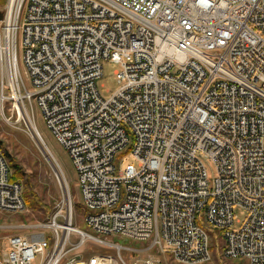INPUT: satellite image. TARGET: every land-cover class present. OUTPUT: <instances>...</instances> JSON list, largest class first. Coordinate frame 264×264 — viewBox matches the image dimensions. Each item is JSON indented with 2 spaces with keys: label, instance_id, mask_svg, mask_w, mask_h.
I'll use <instances>...</instances> for the list:
<instances>
[{
  "label": "built area",
  "instance_id": "obj_1",
  "mask_svg": "<svg viewBox=\"0 0 264 264\" xmlns=\"http://www.w3.org/2000/svg\"><path fill=\"white\" fill-rule=\"evenodd\" d=\"M0 10V104L13 100L60 184L47 231L8 235L0 264L76 254L71 264H129L122 251L153 247L201 264L211 259L205 226L220 229L223 257L264 264V0H7ZM19 29L32 88L18 65ZM104 59L118 63L107 97L97 84ZM33 100L77 171L88 230L73 223L75 201ZM202 156L214 162L212 184ZM10 174L0 154V209L19 211L23 187ZM86 240L114 252L73 251Z\"/></svg>",
  "mask_w": 264,
  "mask_h": 264
},
{
  "label": "rangeland",
  "instance_id": "obj_2",
  "mask_svg": "<svg viewBox=\"0 0 264 264\" xmlns=\"http://www.w3.org/2000/svg\"><path fill=\"white\" fill-rule=\"evenodd\" d=\"M6 1L7 0H4V3L0 5V9L3 8ZM23 51V33L22 30L19 29L17 43L18 65L26 86L32 88L30 78L26 74V68L23 61ZM102 65L103 73L98 79L97 84L101 94L104 97H107L119 86L114 72L118 68V63L111 59H104ZM3 90L4 95L7 97L9 94V88H7L5 83L3 85ZM4 99L5 101L2 105L0 104V154L6 158L11 172L13 171V163L19 165L22 169L23 180H28L31 190L36 193V197L41 200V203H46L48 205L54 204L60 198V184L55 171L52 169L48 159H46L42 147L40 146L42 144L36 139L37 135L34 134L36 135V137H34L24 119L17 116L16 110L13 106V100L10 98ZM32 108L37 129L66 175L70 186L71 198L79 204L81 201V194L78 184V175L71 158L66 148L54 137L46 125L43 113L35 100L32 101ZM131 158L132 157L124 158V161H130ZM202 160L207 169L210 184H212L216 175L214 162L206 156H202ZM82 214V206L81 208L76 207L73 211V223L76 226L88 230V226L84 222ZM235 214L236 218L243 219L246 213L244 210L236 208ZM48 216L49 212H46L44 208H33L27 205H25L24 209L19 211L0 209V246H4L7 243V236L10 234L23 235L28 239H38L41 236L40 231H47L46 228H49L41 223V221H44ZM70 237L72 241L79 240L78 233H72ZM109 239L120 242L123 245L135 247H141L143 244L147 243V241L133 240L118 235H111ZM213 240H216L217 242ZM210 242H216L215 244H217V247L211 252V259L201 264H248L247 261L241 257H223L221 254V245H223L222 241L212 238ZM113 249L114 247L112 246L86 240L85 244L77 247L73 251H79L82 252L84 256H89L93 253H113ZM73 251H70L69 253H72ZM122 254L129 264H132L134 259H142V257H145L146 255L159 259L162 264H177L167 255H161L160 252L156 250V247L150 248L148 253L137 252V255L133 254L130 256L127 251H122ZM179 264L185 263L179 262Z\"/></svg>",
  "mask_w": 264,
  "mask_h": 264
},
{
  "label": "trees",
  "instance_id": "obj_3",
  "mask_svg": "<svg viewBox=\"0 0 264 264\" xmlns=\"http://www.w3.org/2000/svg\"><path fill=\"white\" fill-rule=\"evenodd\" d=\"M4 3V0H0V5H2ZM13 171L10 174V178L13 180H18L21 182L22 187H23V198L25 201V204L27 206L33 207V208H44L46 212H51L54 204H46V203H41V200H39L36 197V193H34L31 188H30V183L28 182L27 179L23 180V173H22V169L19 167L18 164L13 163ZM75 202V207H79L81 208V202H79V204ZM206 230L208 231V233L210 234V238L212 239H217L219 241H222V236H221V231L220 229H218L217 227H212V226H205ZM210 239V240H211ZM216 241V240H213ZM217 242V241H216ZM215 242V243H216ZM215 243H210V248H211V252L217 247V244ZM223 247V245H221V248Z\"/></svg>",
  "mask_w": 264,
  "mask_h": 264
},
{
  "label": "water",
  "instance_id": "obj_4",
  "mask_svg": "<svg viewBox=\"0 0 264 264\" xmlns=\"http://www.w3.org/2000/svg\"><path fill=\"white\" fill-rule=\"evenodd\" d=\"M2 18H3V11L0 10V19H2ZM74 258H76V259L80 258V255L76 254L73 257H70L66 264H71Z\"/></svg>",
  "mask_w": 264,
  "mask_h": 264
},
{
  "label": "bare ground",
  "instance_id": "obj_5",
  "mask_svg": "<svg viewBox=\"0 0 264 264\" xmlns=\"http://www.w3.org/2000/svg\"><path fill=\"white\" fill-rule=\"evenodd\" d=\"M74 253H77V252H74ZM179 262L180 263H185V264H195L196 263V260L195 259H183L182 261H179Z\"/></svg>",
  "mask_w": 264,
  "mask_h": 264
},
{
  "label": "crops",
  "instance_id": "obj_6",
  "mask_svg": "<svg viewBox=\"0 0 264 264\" xmlns=\"http://www.w3.org/2000/svg\"><path fill=\"white\" fill-rule=\"evenodd\" d=\"M6 242H7V243H6L4 246H2L3 249L8 247V241H6ZM3 256H4V258H5V254H3Z\"/></svg>",
  "mask_w": 264,
  "mask_h": 264
},
{
  "label": "clouds",
  "instance_id": "obj_7",
  "mask_svg": "<svg viewBox=\"0 0 264 264\" xmlns=\"http://www.w3.org/2000/svg\"><path fill=\"white\" fill-rule=\"evenodd\" d=\"M201 3L207 5V0H201Z\"/></svg>",
  "mask_w": 264,
  "mask_h": 264
}]
</instances>
